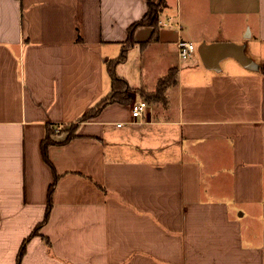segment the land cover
Here are the masks:
<instances>
[{
    "label": "crops",
    "instance_id": "crops-1",
    "mask_svg": "<svg viewBox=\"0 0 264 264\" xmlns=\"http://www.w3.org/2000/svg\"><path fill=\"white\" fill-rule=\"evenodd\" d=\"M186 4L165 0L158 40L142 46L153 28L138 27L116 67L133 99L178 69L132 123L131 103L80 118L110 93L107 63L146 0H0V264L45 218L47 124L62 127L48 150L59 177L21 264H264V0ZM179 39L244 43L260 68L185 61Z\"/></svg>",
    "mask_w": 264,
    "mask_h": 264
},
{
    "label": "trees",
    "instance_id": "trees-1",
    "mask_svg": "<svg viewBox=\"0 0 264 264\" xmlns=\"http://www.w3.org/2000/svg\"><path fill=\"white\" fill-rule=\"evenodd\" d=\"M147 1V11L144 16L135 22H133L128 27V36L125 42L122 45V49L120 54L113 59H110L107 63L108 72L111 78V91L108 95H106L103 99H101L95 106H93L87 113L81 116L80 121L89 120L94 118L95 116L99 115L102 109L109 103L112 102H119L122 104H130L133 95L132 92L134 89L129 85L128 81L124 78H121L117 71L116 67L119 63L124 62L128 57L129 48L135 44V31L140 26H150L153 28L151 37L142 43V46L147 45L149 42H154L159 38V32L161 29V15L164 11L165 0H160L159 2H155L154 0H146ZM264 70V67H263ZM177 68H171L169 73L159 81L157 90L153 93H147L143 89L140 90L141 95L147 100H158L161 99L164 95L165 89L170 86L171 84H175L177 82ZM79 125L78 124H71V127L67 129V136L63 141H68L74 136H76L77 130ZM60 132V131H59ZM56 134V127L52 124H47L46 134L43 140L41 141V152L43 155L44 160L53 167L55 180L50 185L48 190V197H47V209L44 220L39 223L35 229L31 232V234L23 241L17 256V264H21L23 256L26 253L27 245L32 237L36 235L44 236L40 233L41 226L48 221L50 212L53 206V192L56 186V182L58 180L59 175H57L56 170L49 158V147L52 144H57L59 141L55 140L54 136ZM46 241L47 237H45Z\"/></svg>",
    "mask_w": 264,
    "mask_h": 264
},
{
    "label": "water",
    "instance_id": "water-1",
    "mask_svg": "<svg viewBox=\"0 0 264 264\" xmlns=\"http://www.w3.org/2000/svg\"><path fill=\"white\" fill-rule=\"evenodd\" d=\"M197 51L203 65L208 69L220 71L221 62L228 57L235 58L248 69L258 70L260 68L259 63L247 54L244 43L233 41L208 43L203 41L197 46Z\"/></svg>",
    "mask_w": 264,
    "mask_h": 264
},
{
    "label": "built area",
    "instance_id": "built-area-1",
    "mask_svg": "<svg viewBox=\"0 0 264 264\" xmlns=\"http://www.w3.org/2000/svg\"><path fill=\"white\" fill-rule=\"evenodd\" d=\"M171 18H168L167 20H170ZM160 23L162 21L160 20ZM180 27V24H178ZM176 51L181 59L189 58L195 55L197 51V45H195L192 41H185L183 39H179L175 43ZM149 108V104L147 100L143 98H134L131 101L130 104V112L132 117V123H142L144 120V117L147 113V110ZM62 127L60 125L56 126V130L60 131Z\"/></svg>",
    "mask_w": 264,
    "mask_h": 264
},
{
    "label": "rangeland",
    "instance_id": "rangeland-1",
    "mask_svg": "<svg viewBox=\"0 0 264 264\" xmlns=\"http://www.w3.org/2000/svg\"><path fill=\"white\" fill-rule=\"evenodd\" d=\"M177 4L179 5L180 8V13L182 12V9L184 10V14L187 13V4H186V0H171V8L173 9H177ZM195 45H197V43H194ZM185 61H188L186 59H184ZM71 127V125L69 126V128ZM68 128V129H69ZM57 131V130H56ZM61 131V130H60Z\"/></svg>",
    "mask_w": 264,
    "mask_h": 264
}]
</instances>
